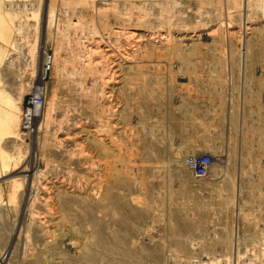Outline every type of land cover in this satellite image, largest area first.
<instances>
[{"label": "rangeland", "instance_id": "rangeland-1", "mask_svg": "<svg viewBox=\"0 0 264 264\" xmlns=\"http://www.w3.org/2000/svg\"><path fill=\"white\" fill-rule=\"evenodd\" d=\"M78 1L33 0L0 44V107L21 106L52 58L43 114L23 143L0 140L34 167L0 201V264H264V0ZM127 17L152 42L125 44ZM89 35L129 59L75 75ZM65 132L78 146L53 147ZM202 143L215 170L195 179L181 158Z\"/></svg>", "mask_w": 264, "mask_h": 264}, {"label": "bare ground", "instance_id": "bare-ground-1", "mask_svg": "<svg viewBox=\"0 0 264 264\" xmlns=\"http://www.w3.org/2000/svg\"><path fill=\"white\" fill-rule=\"evenodd\" d=\"M32 1L33 0H0V44H1V46H5V47L9 46V45L11 46L12 45V37H13L14 33H16L18 35V33H20L22 31L20 26H18L16 28L13 26V24H12V18L13 17L25 18V16L27 15L28 12L31 15L33 14L34 17L38 16V13L34 12V9L32 8ZM80 1H82V2H80ZM76 4L77 5L79 4L78 5V7H79L78 11H79V9H80V11H87L88 10V6L83 0H79L78 3L76 2ZM50 5H52V4H49V11H52V8H51L52 6L50 7ZM74 5H73V7H74ZM77 5H75V7H77ZM1 8H3V9H1ZM74 10H76V9H74ZM118 21L122 22L126 27L128 26L127 27L128 30L123 29V31H122V28H124L122 26H121V28H118V29L116 28L115 30H113L114 32L116 31V33L122 34L121 39H123V41H125V44L132 43V44L137 45V44L143 43V41L144 42H147V41L152 42L154 32H151L149 29H145V28L137 26L128 17L125 19H122V20H118ZM74 24L76 25L77 22H75ZM114 24H116V23H114ZM42 28L44 29V27L41 26L40 30ZM220 30H221V27L216 26V27H213L210 31H207L205 33L202 32V33H203V35H207V36L212 35L213 36V34L218 33ZM80 39L81 38L79 37L73 42V44L78 45V49L74 48L75 52H73V59H72L75 62V65L72 66V69H73L75 75H85L86 71L95 70L96 68L100 67V65L104 64L106 61H109V60L112 63L113 62L117 63V61L122 62L123 60H127L130 57L129 54L127 53V51H125L124 49L118 50V48H120V47H118V48L115 47L117 50H115V49L113 50L112 47L114 48V45L112 44V40H108V38L106 39V38H103L100 36H97V38H93V37L91 38L90 35L85 36L86 40H84V41L87 42L86 45H83V41ZM88 43H89V45H88ZM114 43L117 44V42H114ZM1 46H0V63H2L4 60H6L5 56L3 55L4 49H2ZM75 49H77V50H75ZM5 53H6V50H5L4 54ZM34 54H36V52ZM47 58H49V60L51 62L52 58H50V56H47L44 54L42 62H41V73H40L41 75L37 79V83L34 85H31L30 91H32V89H33L32 92H34L36 90V87L39 86L38 84H41V83L44 84L45 78H42L44 75L43 74L44 71L42 70V68H43L44 62L47 60ZM56 59H57V62L62 63L63 66L66 63V61L64 60V58L61 56L60 53H57ZM35 60H36V55H35ZM70 64H72V62ZM110 65H111L110 69H107V71L109 70V74H110V71L113 70V68H112L113 65L112 64H110ZM98 69H100V68H98ZM62 71H63V68H62ZM99 72H100V70H99ZM46 73H47V71H45V74ZM106 81L110 82V77H108L106 79ZM79 86L80 85H77V84L72 85L71 89L74 92V94H81L79 92V88L81 89V87H79ZM2 97H3V93H0V102L2 101ZM19 99H20V96L17 97V99H16L17 106L15 104H13L11 102V100L8 99L10 104L4 103V105H1V107H0V140L7 138V139H11V141H13L15 143L16 142H22V137L19 134V131H20V129L22 130V128H21L20 123H19L20 118L18 119V114H17L21 110V106H20V103L18 101ZM15 113L17 114V117H15ZM35 114H36V117L32 121V127H33V125L35 126V123L37 122L38 118L43 114V112H42V110L41 111L37 110L35 112ZM21 119H22V115H21ZM20 122H21V120H20ZM31 128L25 130V132L28 133V131L31 130ZM75 128L81 129V124L79 125L78 123H76ZM32 131H34V128ZM56 131L57 130L54 129V132H56ZM80 132H78V134H80ZM21 133H23V132H21ZM76 135L77 134L73 135L69 132H65V133H63L62 137H59L57 139L53 138V140H54V141H52L53 147H57V146L62 147V145L65 146L68 143L73 144L75 147L78 146V143L75 142V136ZM218 149L219 148H215L213 150L219 152ZM185 156L186 155H184L181 158V163L183 164V166H185L189 170V168L187 167V165L185 163L186 161H184ZM216 157L218 158V156H216ZM18 159H19L18 155H15L12 157L6 156V154H4V151L0 147V201L3 200L4 195L8 198L13 197V195L16 193V191L19 188H21L24 183H27L28 177H30V174H28V173L31 170L33 171V169H34V167L27 162H25L24 164L19 163L20 161L18 162ZM213 170H215V168L214 169L212 168V171ZM34 177H35V174H34ZM192 177L195 178L193 175H192ZM262 254H264V253H262ZM217 263H219V261H216V262L215 261H208L207 264H217ZM203 264H206V263H203Z\"/></svg>", "mask_w": 264, "mask_h": 264}, {"label": "built area", "instance_id": "built-area-1", "mask_svg": "<svg viewBox=\"0 0 264 264\" xmlns=\"http://www.w3.org/2000/svg\"><path fill=\"white\" fill-rule=\"evenodd\" d=\"M51 67V62L49 58L44 62V66L42 70L44 71V75L42 78H45V71H48ZM34 92L29 91L26 93L25 98L22 100V119L20 122V126L22 128V132L25 133V130L30 129L32 127V121L35 119L37 110L41 111L43 106L46 103L47 89L43 83L38 84ZM228 99H230L228 97ZM230 103V102H228ZM228 106V109L230 108ZM24 128V129H23ZM230 128L225 131L226 142L224 144L225 149H230L232 146V142L228 140L227 136L230 132ZM232 132V131H231ZM214 156L208 150H195L192 153L187 152L184 158L186 161V165L189 168L190 173L198 179H207L212 173V163L214 162Z\"/></svg>", "mask_w": 264, "mask_h": 264}, {"label": "crops", "instance_id": "crops-1", "mask_svg": "<svg viewBox=\"0 0 264 264\" xmlns=\"http://www.w3.org/2000/svg\"><path fill=\"white\" fill-rule=\"evenodd\" d=\"M201 145H202V147H203L205 150L207 149V148L205 147V144L202 143ZM203 148H202V149H203ZM202 149H201V150H202Z\"/></svg>", "mask_w": 264, "mask_h": 264}]
</instances>
